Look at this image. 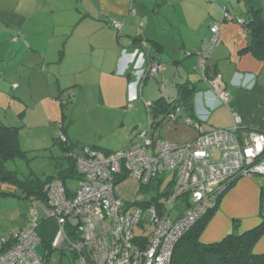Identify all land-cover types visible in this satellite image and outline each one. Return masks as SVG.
Wrapping results in <instances>:
<instances>
[{
	"label": "crops",
	"instance_id": "1",
	"mask_svg": "<svg viewBox=\"0 0 264 264\" xmlns=\"http://www.w3.org/2000/svg\"><path fill=\"white\" fill-rule=\"evenodd\" d=\"M223 7L246 21L258 11L264 22V0H0V65L30 68L27 76L31 81L36 77L46 89L43 99L50 96L60 101L63 111L71 103L72 118L79 110L99 115L91 125L78 118L68 120L64 114L61 131L78 148L114 152L135 144L144 126L145 101L156 106L155 111L147 110L153 119L152 137L179 143L193 140L198 132L184 122L187 111L182 108V115L173 122L164 119L166 105L160 103L172 102L185 84L200 92L193 98L194 114L204 130L232 127L237 112L243 119L242 130L264 132V61L249 49L253 37L241 24L223 21ZM113 22H120L121 29H115ZM215 26L220 28L222 42L212 48ZM204 52L209 54L206 75L226 85L229 105H219L195 71ZM153 64L161 65L156 75L149 74ZM239 74L254 75L255 87L239 85ZM67 90L72 95L62 100ZM45 112L44 117L49 111ZM75 125L80 135L73 132ZM9 126L18 128L20 141L22 127ZM134 128L137 131L131 135ZM163 182L153 184L152 197ZM263 198L264 177L235 180L205 225L201 242L214 244L233 233L258 228L263 222ZM186 207L182 201L177 203L173 217ZM253 251L264 254V235Z\"/></svg>",
	"mask_w": 264,
	"mask_h": 264
},
{
	"label": "built area",
	"instance_id": "2",
	"mask_svg": "<svg viewBox=\"0 0 264 264\" xmlns=\"http://www.w3.org/2000/svg\"><path fill=\"white\" fill-rule=\"evenodd\" d=\"M222 16L223 21H236L244 28L245 21L234 18L227 7L222 8ZM115 27L120 28V23ZM244 31L247 32L245 28ZM212 33L213 48L222 42L219 26L213 27ZM208 56L206 52L200 54L195 71L207 82L219 105H229L226 85L218 77L206 76ZM160 69V64H153L149 74L156 75ZM239 76V85L255 87L254 75ZM146 106L150 108L152 103L147 101ZM180 113L181 108H176L169 118L175 121ZM201 122L185 118V123L198 132L187 142L156 139L144 130L139 132L135 144L119 151L86 147L75 152L77 170L82 176L79 188L71 194L61 180H55L45 187L46 202L32 197L29 224L0 241V264H47V253L43 257L38 252L41 214L57 220L59 229L53 247L64 243L65 250L74 256L71 264H171L180 239L199 220L218 209L222 196L235 180L264 177V132L242 130L243 119L237 112L230 128L206 131ZM61 141L68 143L63 135ZM167 174L174 178L165 199L160 197L146 206L130 205L120 195L119 177L127 175L140 188ZM180 201L188 207L173 217V208ZM261 214L264 218V198ZM69 223L80 227V238L70 239ZM146 223L154 230L148 236L137 234L136 227L145 230Z\"/></svg>",
	"mask_w": 264,
	"mask_h": 264
},
{
	"label": "rangeland",
	"instance_id": "3",
	"mask_svg": "<svg viewBox=\"0 0 264 264\" xmlns=\"http://www.w3.org/2000/svg\"><path fill=\"white\" fill-rule=\"evenodd\" d=\"M29 71L30 68L19 70L14 65L9 68L6 63L0 65V121L8 123L7 126L10 124L22 127L20 141L23 150L26 151L25 157L5 163L0 174V241L2 238H8L17 228L26 227L29 223L28 220L31 219L30 197L25 198L24 190L20 187L19 182L35 177L44 181L51 175H57L55 157L63 156V150L57 141L62 136L60 121H62L64 114L68 115V120L78 118V121L86 120L91 125L99 118L96 113L86 114L82 110L74 112L72 118L71 103L63 111L60 101H52L50 96L44 100L42 95H46L45 87L35 80L36 77L31 81L26 74ZM20 74H22V78ZM68 98L69 95L66 92L63 93L62 100H69ZM145 102L142 130L150 129L151 123ZM46 110L49 113L44 117L43 114L46 113ZM21 112L25 113L24 116L21 115ZM73 129L74 133L80 135L81 131L78 125H75ZM149 133H151V129ZM110 137L109 135L105 139H110ZM135 138L138 139V137ZM48 147L49 150H47ZM63 161L65 163V160ZM173 178V174H167L163 177L164 182L160 193L163 199H165L164 193L168 189V184ZM65 181L71 191H76L79 188L80 180L78 178H66ZM119 190L120 195L130 203H136L143 197L149 198L151 193H154L153 191L148 192L149 189L140 191L138 185L130 178L122 180ZM172 207L170 206V209ZM43 218L44 215L41 214L40 220ZM154 228L151 224L146 223L145 230L136 227V233L148 236ZM64 247L66 245L63 243L62 247L58 248ZM38 252L43 257L45 256L46 252L43 245L38 246ZM46 259L47 264H61L60 251L52 250V255Z\"/></svg>",
	"mask_w": 264,
	"mask_h": 264
},
{
	"label": "trees",
	"instance_id": "4",
	"mask_svg": "<svg viewBox=\"0 0 264 264\" xmlns=\"http://www.w3.org/2000/svg\"><path fill=\"white\" fill-rule=\"evenodd\" d=\"M244 28L248 34L253 37V44L250 46V50L253 55L264 61V22L261 20L260 13L253 11L249 20H244ZM143 42L140 46L143 47ZM147 48V44H146ZM209 78L207 73L206 75ZM211 79V78H209ZM68 91V90H67ZM196 88L190 85H182L179 87L178 96L172 102L161 100L160 103L166 105L165 109H162L165 117L176 110V108H184L189 117L195 118L193 98L196 93ZM156 109L154 105L151 110ZM182 115V114H181ZM157 117L156 113L153 117ZM63 135H65L63 133ZM66 136V135H65ZM61 137L57 143L64 150V156L61 160L56 159L57 163V175H51L48 179L42 181L39 177L34 179H26L19 182L20 187L24 190L25 198L35 197L42 199L46 202L45 187L55 180H61L66 186V178H82L79 171L77 170V164L75 159V152H80L83 148L91 147L84 146L78 148L76 144L69 141L71 144L68 146L65 143L60 142ZM92 148V147H91ZM97 150H102L94 148ZM29 152V151H28ZM26 156V151L20 145L18 128L13 126L0 125V174L3 171L5 163L13 161L17 158ZM65 160V163L64 161ZM127 175L119 177L118 183L126 179ZM164 180L163 178L153 181L150 185L141 186L140 191L149 189L151 192L156 182ZM172 181L170 182L171 186ZM68 191L72 194V191L68 188ZM156 190V189H155ZM161 191L157 188L156 194L151 196V200L144 204H153L157 202L162 196ZM169 191L166 190L164 197L168 195ZM217 211L215 209L207 217L198 221L177 243L172 257L171 264H264V254L257 255L254 253L253 248L257 241L264 235V220L262 224L249 232L243 233L242 235H236L235 233L228 235L224 240L214 244H205L200 240L201 233L207 224L211 216ZM74 223V222H73ZM69 223L67 225L68 236L70 239L80 238V233H77L80 227L77 223ZM77 228V229H75ZM58 222L55 218H46L40 220L38 224V232L41 237V245H43L47 257L52 255V250L60 251L61 264H71V258H74L73 254L66 251L64 248H54L53 242L58 232Z\"/></svg>",
	"mask_w": 264,
	"mask_h": 264
},
{
	"label": "clouds",
	"instance_id": "5",
	"mask_svg": "<svg viewBox=\"0 0 264 264\" xmlns=\"http://www.w3.org/2000/svg\"><path fill=\"white\" fill-rule=\"evenodd\" d=\"M133 13H135V11H133ZM116 23H120V22H113L112 25L115 27V24H116ZM120 25H121V27H122V24H121V23H120ZM121 27H120V28L115 27V28H117V29H121ZM142 45H145V43L143 42ZM138 51H139V50H138ZM137 53H138V52H137ZM142 55H143V54H142ZM208 91H210V89H209ZM69 92H70L71 95H72V92H71V91H67V93H69ZM199 93H200V92H199ZM199 93H198V94H199ZM196 94H197V92H196ZM71 95H69V96H71ZM146 102H147V101H146ZM146 102H145V103H146ZM150 102L152 103V106H153V105H154L153 102H152V101H150ZM64 103H65V101H64ZM65 104H67V101H66ZM152 106H151L150 108H148V107L146 106L149 112H151V108H152ZM181 114H182V108H181V113L179 114V116L177 117L176 120L179 119V117L181 116ZM188 117H189V116H188ZM167 118H169V116H167ZM186 118H187V117H186ZM191 118H192V117H191ZM195 119H196V118H195ZM169 120H171V119L169 118ZM176 120H175V121H176ZM175 121H173V122H175ZM184 122H185V119H184ZM150 124H151V127H152V126H153V119H152V118H151V123H150ZM187 125H188V124H187ZM151 127H150V129H152ZM150 129H147V130L149 131ZM141 131H144V130H141ZM141 131H138V132H137V137H138L139 132H141ZM149 134H150V133H149ZM62 135H63V133H62ZM63 136H65V135H63ZM65 137H66L67 140H68V143H65V145L68 146V145L71 144V143L69 142L70 140L68 139V137H67V136H65ZM60 142H62V141L60 140ZM62 143H64V142H62ZM92 148H93V147H92ZM93 149H94V148H93ZM72 192H73V191H72ZM31 199H32V198H30V204H31ZM145 199H148V198L144 197L143 199H140V200L137 201L136 203H130V202H129V204H130V205L140 204V205L146 206L147 204H144L145 202H147V201H145ZM126 201H127V200H126ZM149 205H150V204H149ZM186 206L188 207V205H186ZM31 207H32V205H31ZM173 213H174V212H173ZM261 215H262V214H261ZM29 220H30V219H29ZM263 220H264V218H263ZM28 224H29V223H28ZM56 236H57V235H56ZM55 239H56V238H55ZM54 241H55V240H54Z\"/></svg>",
	"mask_w": 264,
	"mask_h": 264
},
{
	"label": "water",
	"instance_id": "6",
	"mask_svg": "<svg viewBox=\"0 0 264 264\" xmlns=\"http://www.w3.org/2000/svg\"><path fill=\"white\" fill-rule=\"evenodd\" d=\"M136 131H137V128H134V129L131 131V135H133Z\"/></svg>",
	"mask_w": 264,
	"mask_h": 264
}]
</instances>
